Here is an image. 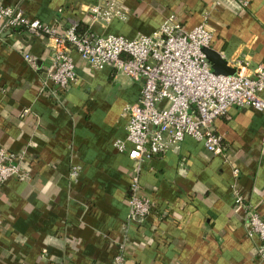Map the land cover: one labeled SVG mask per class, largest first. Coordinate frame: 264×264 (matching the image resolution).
<instances>
[{
  "label": "crops",
  "instance_id": "1",
  "mask_svg": "<svg viewBox=\"0 0 264 264\" xmlns=\"http://www.w3.org/2000/svg\"><path fill=\"white\" fill-rule=\"evenodd\" d=\"M105 1L0 5L20 4L59 31L76 26L129 39L174 16L187 30L207 24L214 33L210 47L228 66L243 62L252 74L264 62V0H249L246 8L234 0L220 6L219 0H115L128 18L103 26L87 8ZM72 56L77 81L51 97L48 39L3 29L0 21V148L22 154L30 171V179L0 184V264H111L121 242L127 264H264L257 255L261 241L248 236L233 192L237 186L264 218V109L232 106L216 120L226 157L187 136L148 160L141 194L152 209L130 219L133 161L115 143L126 141L125 108L138 101L142 83L112 65L97 69L76 51ZM74 166L78 177L71 176Z\"/></svg>",
  "mask_w": 264,
  "mask_h": 264
},
{
  "label": "built area",
  "instance_id": "2",
  "mask_svg": "<svg viewBox=\"0 0 264 264\" xmlns=\"http://www.w3.org/2000/svg\"><path fill=\"white\" fill-rule=\"evenodd\" d=\"M234 1L242 8L249 6V0ZM220 3L221 0L216 5ZM87 10L92 22L103 26L114 19L128 18L115 0L90 5ZM0 21L3 29H24L34 37L48 39L54 52L48 69L53 84L48 90L51 97L77 81L73 51L97 69L112 65L142 83L138 101L125 108L129 115L126 141L115 143L133 161L134 175L127 199L130 219L145 218L152 209L150 199L141 194V172L148 160L179 147L187 136L202 142L208 152L226 157L227 144L215 129L216 120L227 115L232 106L264 109V62L252 74L246 73L243 62L235 74L215 73L203 51L211 46L214 37L205 23L187 30L170 16L152 33L129 39L100 35L89 28L79 31L76 26L59 31L57 25L28 16L20 4L0 5ZM25 58L32 59L30 54ZM23 159L20 153L0 148V184L13 177L30 179ZM78 175L79 169L74 166L71 176ZM233 192L244 212L248 236H257L261 241L257 255L264 261V218L237 186ZM125 245L126 242L119 244L111 264H127Z\"/></svg>",
  "mask_w": 264,
  "mask_h": 264
},
{
  "label": "water",
  "instance_id": "3",
  "mask_svg": "<svg viewBox=\"0 0 264 264\" xmlns=\"http://www.w3.org/2000/svg\"><path fill=\"white\" fill-rule=\"evenodd\" d=\"M203 51L205 52L207 59L211 63L213 71L217 74H226L231 75L237 72L236 68L228 66V61L222 57V55L211 47H204ZM141 220L143 217H136Z\"/></svg>",
  "mask_w": 264,
  "mask_h": 264
},
{
  "label": "trees",
  "instance_id": "4",
  "mask_svg": "<svg viewBox=\"0 0 264 264\" xmlns=\"http://www.w3.org/2000/svg\"><path fill=\"white\" fill-rule=\"evenodd\" d=\"M24 30V29H23ZM79 31H83V30H79Z\"/></svg>",
  "mask_w": 264,
  "mask_h": 264
}]
</instances>
